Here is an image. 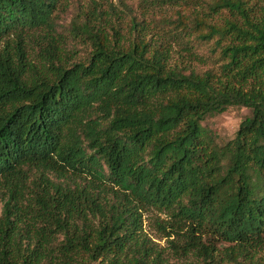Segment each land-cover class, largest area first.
Listing matches in <instances>:
<instances>
[{
    "label": "trees",
    "instance_id": "16d2710c",
    "mask_svg": "<svg viewBox=\"0 0 264 264\" xmlns=\"http://www.w3.org/2000/svg\"><path fill=\"white\" fill-rule=\"evenodd\" d=\"M68 1L0 0V264H168L151 209L185 264H264V0H93L65 37Z\"/></svg>",
    "mask_w": 264,
    "mask_h": 264
},
{
    "label": "rangeland",
    "instance_id": "374dc122",
    "mask_svg": "<svg viewBox=\"0 0 264 264\" xmlns=\"http://www.w3.org/2000/svg\"><path fill=\"white\" fill-rule=\"evenodd\" d=\"M93 0H69L67 4V10H59L55 13L56 20L58 21L57 29L62 32L65 37L69 36V30H66L72 23L73 15L79 12L80 3L87 7L89 2ZM103 7H108L112 10V7H116L117 9L124 8V2L126 0H96ZM132 6L136 9L138 8L139 12H145L148 15H153L157 10L155 7L147 4H140L138 0H127ZM180 5H164L165 10H169L172 8H179ZM153 30L159 34V29L153 28ZM161 36V35H160ZM164 40H169L172 42V58L171 63L176 64L180 62L183 58L192 66L197 67L199 70L204 71L209 67V63L207 61L195 60L194 57L192 59L189 58V54L183 50V40L175 38L173 35L170 36H162ZM73 44H65L63 45L65 57L71 58L74 60H79L83 57L82 45L79 47H73ZM28 50L31 51L32 58L35 60L37 46L33 43H30L28 46ZM197 51V50H194ZM198 52V51H197ZM185 56V57H183ZM252 114L251 110L242 106H230L225 112L221 114H216L213 116L207 117L203 123L208 128L212 129L215 134L219 144H224L227 141L233 139L237 131L240 128L241 123ZM3 209V204L0 202V215ZM144 232L147 236L155 243V245L164 249L165 258H167L168 264H185V259L178 258L174 255V252L170 246V240L176 238L175 235H168V233L158 225V221L166 222L170 219V216L165 212L158 211L156 209H151L150 211L144 212ZM190 259V258H189Z\"/></svg>",
    "mask_w": 264,
    "mask_h": 264
}]
</instances>
